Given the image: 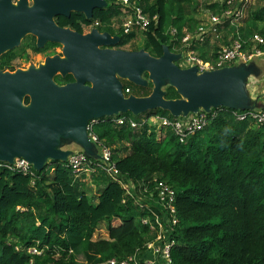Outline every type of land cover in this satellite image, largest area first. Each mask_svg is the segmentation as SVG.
Wrapping results in <instances>:
<instances>
[{"label": "trees", "instance_id": "1", "mask_svg": "<svg viewBox=\"0 0 264 264\" xmlns=\"http://www.w3.org/2000/svg\"><path fill=\"white\" fill-rule=\"evenodd\" d=\"M106 1L110 6L94 10L90 21L80 13L57 16L55 21L76 31L95 20L108 24L123 12L114 0ZM131 1L145 14L158 17L156 24L142 32L141 48L155 57L161 55L163 45L174 50L170 28H176L180 38L184 26L195 27L187 16L199 6L214 13L226 8L209 4V0ZM252 4H247L238 28L245 40L253 34L264 37V3L254 8ZM234 32L235 26L226 23L218 43L226 44ZM121 33L116 35L122 37ZM217 49V43L205 42L189 51L208 60ZM1 57L7 60L0 62V68L9 64L13 54ZM255 62L262 71L261 79L264 65ZM54 81L65 84L72 79L70 75L55 76ZM123 88L133 94L131 83L123 81ZM151 88L149 83L134 95L147 96ZM164 91L166 99L179 97L171 86ZM232 111L242 112L222 109L203 130L182 143L171 130L161 128L158 135L157 128L147 122L155 115L173 118L161 109L98 119L94 133L110 148L120 182L96 167L92 174L102 187L94 205L65 163L50 160L27 175L0 169V264H101L143 249L155 234L141 218L148 217L154 224L152 210L159 215L163 211L155 195L148 199L140 195L141 184L153 179L166 182L174 191L177 220L169 226L171 264H264V123L238 121ZM118 117L131 119L136 126L114 124ZM102 223L108 239L92 242ZM29 248L39 253L31 254Z\"/></svg>", "mask_w": 264, "mask_h": 264}, {"label": "water", "instance_id": "2", "mask_svg": "<svg viewBox=\"0 0 264 264\" xmlns=\"http://www.w3.org/2000/svg\"><path fill=\"white\" fill-rule=\"evenodd\" d=\"M106 6V0H0V55L28 34L36 38L38 48L47 42L60 44L62 54L47 56L37 66L0 70V162L22 158L39 171L48 160L66 163L70 144L98 159L87 126L103 117L161 109L176 118L200 109L243 112L264 106L248 89L251 78L262 76L253 60L198 72L196 66H178L180 53L167 45L155 57L142 48L111 47L120 37L107 31L92 28L80 34L54 22L56 16L68 18L71 12L89 20L94 9ZM57 75H71L73 81L57 84ZM123 81L138 87L151 83V92L126 96ZM167 86L179 97L166 99Z\"/></svg>", "mask_w": 264, "mask_h": 264}, {"label": "built area", "instance_id": "3", "mask_svg": "<svg viewBox=\"0 0 264 264\" xmlns=\"http://www.w3.org/2000/svg\"><path fill=\"white\" fill-rule=\"evenodd\" d=\"M209 4L216 3L219 7L226 6L219 13H214L210 9H204L201 6L197 11H192L187 20L189 23H194L195 27L189 30L186 26L182 29V36L178 37V31L172 27L168 30L171 36V42L175 52L179 51L182 55L179 63L183 64V68L196 66L198 72L205 70L220 69L236 64L237 62H248L252 59H264V37L259 34H253L248 40L240 37L239 26L242 24L244 12L247 4L252 3L250 0H209ZM115 5L122 7L120 25L113 23L111 27L116 26L123 34L133 32L142 33L148 29L151 24H156L157 15L149 16L145 14L131 0H114ZM226 23L235 26V32L231 34L226 44H219L221 39L220 30L223 29ZM94 26H99V21L95 20ZM205 42L209 44L217 43L218 49L214 55L208 60H203L195 53L189 51L191 47L201 46ZM125 95L131 94L129 88H123ZM222 108L204 111L200 109L196 113L188 114L185 117H161L152 116L147 122L156 128L169 129L177 137L179 142H185L186 139L194 133L203 130L210 119L215 117ZM232 114L238 121L249 119L256 124L264 123V106L259 109L248 110L243 112H234ZM114 124L123 125L128 123L130 127H135L136 122L128 118H115ZM98 124V120L90 121L87 126L88 138L97 146L99 158L91 160L83 153L82 149H77L72 152L66 161V165L70 169L74 178L85 171L93 172L97 167L107 174L112 180L119 181V170L116 163L112 160L110 148L104 146L102 141L98 139L94 133V128ZM94 163L95 165H92ZM0 169L9 171H17L23 175L32 172V166L26 160L19 158L14 159L12 164L0 162ZM120 182V181H119ZM152 183L151 189L149 185ZM126 189V194L137 201L134 194H130L127 186L122 185ZM144 198H150L155 195L157 202L162 206L160 214L152 210L154 224L150 223L148 217H142L140 222L149 227V230L155 234L152 240L148 241L143 249H136L133 253L120 258H110L101 264H171L170 249L173 246V241L169 240L170 225L176 223L175 208L173 206L174 191L166 182L153 179L150 182L141 184ZM147 194V195H146ZM31 254H38L35 248L27 250ZM28 264H31L29 262Z\"/></svg>", "mask_w": 264, "mask_h": 264}, {"label": "rangeland", "instance_id": "4", "mask_svg": "<svg viewBox=\"0 0 264 264\" xmlns=\"http://www.w3.org/2000/svg\"><path fill=\"white\" fill-rule=\"evenodd\" d=\"M250 1L252 3L254 2V4H252L253 5L252 8L259 6V5H262L264 3V0H250ZM107 6H110L109 2H107ZM102 9H104V8H102ZM112 9H114V7ZM94 10H98V9H94ZM120 22H121V16L115 17L108 24L99 25L97 28L100 32L108 30L110 32V34H112V35H116L118 33L120 34L121 32H119V29L116 26L111 27V25L113 23L120 25ZM106 27H109L110 29L106 28ZM121 35H123V36L121 37L119 35L120 36L119 42H123L124 44L120 45V43L118 42L116 45H112L111 47L121 48L122 50L132 51V50L141 49V47L143 46L145 37L142 35V33H139V32H133L130 34H122L121 33ZM30 36L31 35H29V34L26 35L21 40V43L19 44V46L17 48L13 49V51L16 55L15 58L12 57L13 60L11 61V64L13 65L14 70H16V68H22V69L27 68L29 65L37 66L38 64L42 63L45 56H47L46 55L47 52H36L35 50L32 49L33 39ZM54 50H55V52L59 53L60 52V46L54 48ZM252 60L260 62L259 58H256L255 60L252 59ZM176 64L180 67L183 66V64L179 63V61H176ZM57 76H59V75H57ZM253 82L254 81H252V83ZM124 83H125V81H124ZM250 84H251V80L249 81L248 85H250ZM132 87H133L132 88L133 94H137V95L140 94L139 88H141V87H138V86L133 85V84H132ZM249 88H250V86H249ZM91 121H93V120H91ZM159 131H160L159 128H157L158 135H159ZM66 147L71 149L72 152L79 149V147L76 146L75 144H70ZM92 173L93 172H91V171H85V172H83V174L80 173L76 177V180H78V182L80 183L82 190H84V193H85L86 197L88 198L89 202L94 205L98 201V194H99V191H100L102 186L100 185L99 182H97L94 179ZM116 224L117 223H115V225ZM108 235H109V232L107 230V227L104 223H102L94 231L92 242L96 241L97 239H108Z\"/></svg>", "mask_w": 264, "mask_h": 264}, {"label": "flooded vegetation", "instance_id": "5", "mask_svg": "<svg viewBox=\"0 0 264 264\" xmlns=\"http://www.w3.org/2000/svg\"><path fill=\"white\" fill-rule=\"evenodd\" d=\"M18 0H11V2L13 3V4H15L16 2H17ZM28 3H30V0H28ZM93 12H94V10H93ZM72 13H77V12H71L70 13V15L72 14ZM81 14V13H80ZM92 16H93V14H92ZM57 17V16H56ZM55 17V18H56ZM70 17V16H69ZM68 17V18H69ZM55 18H54V22L56 23V21H55ZM91 19H92V17H91ZM91 19H89L88 21H90ZM93 23H94V21L92 22V23H90L89 25H84V26H82V31H76V30H74V29H71L70 27H64V28H69L70 30H73V31H76V32H78V33H80V34H85V33H87V32H89L92 28H96V29H98L97 27V25L96 26H94L93 25ZM57 24V23H56ZM58 25V24H57ZM101 25V24H100ZM59 26V25H58ZM61 27V26H60ZM84 29V30H83ZM104 32V31H103ZM30 37H32V39H33V47H32V49L33 50H35L36 52H47L46 53V55L47 56H53V55H62L61 54V45L60 44H56V46H54V47H49L48 46V44L49 43H51V42H47V43H45L44 44V46L43 47H41V48H38L37 46H36V38H34L33 37V35H31ZM23 39V38H22ZM21 39V40H22ZM20 43H21V41H20ZM19 46V45H18ZM17 46V47H18ZM58 46H60V52L59 53H57V52H55V50H54V48H56V47H58ZM17 47H15V48H17ZM15 48H13V49H15ZM13 49H11V50H9V51H7V52H5V53H8V52H12V54H13V58H15L16 57V55H15V53H14V51H13ZM172 51V50H171ZM172 52H175V51H172ZM5 53H3V54H5ZM175 53H180L179 51H177V52H175ZM2 54V55H3ZM2 55H0V57L2 56ZM181 55V54H180ZM47 56H45V57H47ZM26 57V56H25ZM181 57H182V55H181ZM13 58L12 59H10L9 61H8V63L9 64H4L1 68H0V70H8V71H13L14 70V68H13V65L11 64V61L13 60ZM45 59V58H44ZM7 60V58H5V57H1V59H0V62H4V61H6ZM180 60H181V58H180ZM179 60V61H180ZM44 61V60H43ZM17 69V68H16ZM67 76V75H66ZM65 76V77H66ZM71 76V75H70ZM71 79H72V81H73V78H72V76H71ZM72 81H69V82H72ZM57 83V82H56ZM68 83V82H67ZM58 84V83H57Z\"/></svg>", "mask_w": 264, "mask_h": 264}, {"label": "crops", "instance_id": "6", "mask_svg": "<svg viewBox=\"0 0 264 264\" xmlns=\"http://www.w3.org/2000/svg\"><path fill=\"white\" fill-rule=\"evenodd\" d=\"M260 62L264 65V59L259 58ZM252 81H254L252 83ZM264 75L263 78L258 80H251V84L248 85V89L250 90V93L252 94V97H256L258 94L261 95L259 101L264 104ZM250 86V88H249Z\"/></svg>", "mask_w": 264, "mask_h": 264}]
</instances>
